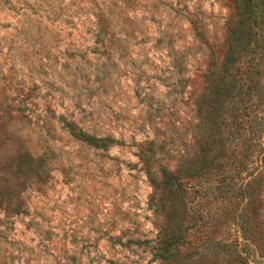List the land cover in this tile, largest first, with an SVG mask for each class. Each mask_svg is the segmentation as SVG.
I'll list each match as a JSON object with an SVG mask.
<instances>
[{
  "label": "rangeland",
  "instance_id": "obj_1",
  "mask_svg": "<svg viewBox=\"0 0 264 264\" xmlns=\"http://www.w3.org/2000/svg\"><path fill=\"white\" fill-rule=\"evenodd\" d=\"M241 7L0 0V264H264V0ZM234 29L254 51L224 72Z\"/></svg>",
  "mask_w": 264,
  "mask_h": 264
},
{
  "label": "trees",
  "instance_id": "obj_2",
  "mask_svg": "<svg viewBox=\"0 0 264 264\" xmlns=\"http://www.w3.org/2000/svg\"><path fill=\"white\" fill-rule=\"evenodd\" d=\"M234 1L236 2L237 5H239L241 7L242 0H234ZM259 5L262 6L263 5L262 2H260V4H256L257 9H255L254 5H253L252 7L249 8L250 11H248V15L253 16L254 21H255L254 22L255 25L257 23L256 19H259L258 18V16H259ZM247 7L248 6L245 4L243 7V10L247 9ZM239 31L240 30L234 29L229 34V41H228L229 52L227 54L226 61L223 64V66H224L223 71L224 72H227L228 69H230L231 67L234 66V63L236 62L238 55H240L243 52L250 54L251 52L254 51V48H252L250 46V44H248L249 43L248 39L246 42L240 41V39L238 38ZM238 51H239V53H238ZM236 52L238 53L237 56L234 55V53H236ZM151 181L154 184L155 189H160V190L165 191V192H166V190H169L171 187H175V189H176V188L181 186L180 180L178 179V176L174 175V174H169V173L163 174V179L159 182H157L154 179H152ZM171 243H174V241L172 240ZM177 249H178L177 246H165V247H163L162 248L163 253L160 254L161 259L163 261H167V263L172 261V259L176 255Z\"/></svg>",
  "mask_w": 264,
  "mask_h": 264
}]
</instances>
